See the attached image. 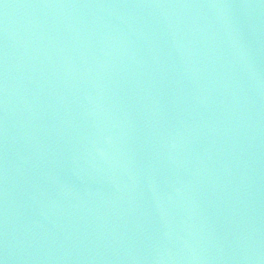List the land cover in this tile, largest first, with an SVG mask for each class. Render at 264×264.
I'll return each mask as SVG.
<instances>
[{
    "label": "water",
    "instance_id": "1",
    "mask_svg": "<svg viewBox=\"0 0 264 264\" xmlns=\"http://www.w3.org/2000/svg\"><path fill=\"white\" fill-rule=\"evenodd\" d=\"M3 264H264V0H0Z\"/></svg>",
    "mask_w": 264,
    "mask_h": 264
},
{
    "label": "snow or ice",
    "instance_id": "2",
    "mask_svg": "<svg viewBox=\"0 0 264 264\" xmlns=\"http://www.w3.org/2000/svg\"><path fill=\"white\" fill-rule=\"evenodd\" d=\"M0 264H3V262H2V261H0Z\"/></svg>",
    "mask_w": 264,
    "mask_h": 264
}]
</instances>
